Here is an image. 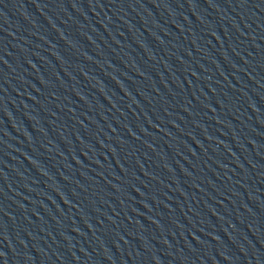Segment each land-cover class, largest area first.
I'll use <instances>...</instances> for the list:
<instances>
[{
  "label": "water",
  "instance_id": "95a60500",
  "mask_svg": "<svg viewBox=\"0 0 264 264\" xmlns=\"http://www.w3.org/2000/svg\"><path fill=\"white\" fill-rule=\"evenodd\" d=\"M0 264H264V0H0Z\"/></svg>",
  "mask_w": 264,
  "mask_h": 264
}]
</instances>
